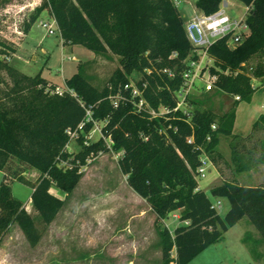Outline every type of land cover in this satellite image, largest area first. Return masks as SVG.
Wrapping results in <instances>:
<instances>
[{
    "label": "trees",
    "instance_id": "obj_1",
    "mask_svg": "<svg viewBox=\"0 0 264 264\" xmlns=\"http://www.w3.org/2000/svg\"><path fill=\"white\" fill-rule=\"evenodd\" d=\"M222 1L196 0L195 4L205 14H211ZM240 1L249 7L250 36L235 49L228 47L226 39L209 48L216 60V66L211 68L218 75L215 89L234 98L239 96L235 102L251 100L256 90L254 78L264 83V0ZM47 8L56 20L63 44L83 45L95 54L110 51L119 57L121 67L98 89L79 65L78 72L65 80L66 88L58 93V86L41 72L31 76L0 59V170L4 173L0 183V244L15 223L32 245L43 236L24 202L14 196L13 181L32 188V204L49 225L66 199L52 188L72 193L88 159L109 149L121 152L119 166L128 184L156 214L162 264H189L244 217L264 237L263 186L224 181L212 187V197L226 198L230 203L224 216L198 188L196 170L200 158L207 154L216 161L215 153L222 158L217 151L219 136L232 134L236 105L225 116L200 107L188 112L173 110L178 102L176 91L183 84L182 72L191 56L197 58L192 55L184 18L174 0H43L29 16L26 32ZM254 57H259V62L249 72L245 64ZM2 71L11 77L12 85L2 77ZM135 72L142 74L137 85L150 106L156 111L167 107L171 109L169 113L137 114L131 102L114 107L112 98ZM89 107L95 119L106 120L103 132L110 143L100 138L85 145L84 134L93 127V122H87L78 139L80 150L72 153L67 149V130L85 121ZM191 136L193 142L188 140ZM29 168L38 170L35 179L27 177ZM177 210L181 220L190 223L171 233L162 222Z\"/></svg>",
    "mask_w": 264,
    "mask_h": 264
},
{
    "label": "rangeland",
    "instance_id": "obj_2",
    "mask_svg": "<svg viewBox=\"0 0 264 264\" xmlns=\"http://www.w3.org/2000/svg\"><path fill=\"white\" fill-rule=\"evenodd\" d=\"M174 2L184 20L191 18L196 0ZM42 3L43 0H0V51L5 50L9 54L10 59L6 61L31 76L41 72L62 90L66 88L65 80L78 72L81 65L83 75L95 87L102 89L121 67L119 57L110 51L95 54L83 45L63 44L58 25L50 34L41 24L53 22L48 8L26 32L29 16ZM221 6L235 17L244 15L247 9L240 0H223ZM258 62L259 57H254L245 67L250 72ZM1 75L12 85L7 72L2 71ZM141 77V73L135 72L130 80L137 83ZM258 83L256 78L254 84L257 87ZM191 99L197 103L188 99L182 109L192 111L200 107L219 116H225L234 105L237 107L244 101L235 102L232 95L217 89L197 91ZM259 120V124L264 123V119ZM257 122L247 128L240 123L235 128L234 119L232 134H220L217 151L222 158L217 153L214 154L216 161L209 157L212 164L207 175L198 181L211 199L210 189L224 181L264 187V128L258 127ZM103 124L104 120L98 121L93 139L100 136ZM214 126L216 124L213 129ZM79 150L80 144L71 141L68 151L75 153ZM120 155L121 152L109 149L88 159L82 167V178L69 195L53 187L55 194L66 199L49 225L41 220L33 204L28 203L32 188L13 181L14 196L25 202L26 209L43 230V236L39 243L32 245L19 225L13 224L0 244V264H162L161 239L154 213L148 202L128 184L127 175L119 166ZM26 175L35 179L39 172L29 168ZM221 200L219 213L224 216L230 203L226 198ZM175 214L181 215L180 210L171 212L162 222L171 233L183 224ZM172 254L175 255L174 250ZM191 263L264 264V237L254 223L244 217Z\"/></svg>",
    "mask_w": 264,
    "mask_h": 264
},
{
    "label": "built area",
    "instance_id": "obj_3",
    "mask_svg": "<svg viewBox=\"0 0 264 264\" xmlns=\"http://www.w3.org/2000/svg\"><path fill=\"white\" fill-rule=\"evenodd\" d=\"M247 6L244 15L235 17L230 15L228 11L220 6V8L211 14H205L197 7L193 10V15L188 20H184L185 30L190 43L193 46L192 55H196L197 58L192 56L188 59V66L182 72L183 84L181 88L176 91L178 102L174 111L182 109L183 105L188 99L197 91L210 92L216 88L217 74L211 72V68L215 67L216 60L209 53V48L220 39H226V43L229 48L235 49L242 44L251 34L250 26L247 22ZM48 33L52 34L55 31L57 25L56 20L53 19L52 23H43ZM0 59H10L9 54H0ZM165 71H167L165 69ZM168 72V71H167ZM170 76H175L173 72H169ZM125 92H128L130 96H127ZM56 92L62 93L63 90L57 87ZM240 99L239 96L235 97ZM113 105L118 108L123 102H131L134 107V112L140 114L144 111L148 112L152 116L164 115L171 111L167 107H161L159 111L153 109L143 94V90L137 85V83L130 80V82L124 85V88L119 90L117 94L112 98ZM185 112H188L182 109ZM98 119L93 116L92 107L87 109V116L85 121L81 122L76 129H68L67 133L70 135V142L67 145V149L71 141L78 142L80 135L84 132V127L87 122H93L92 129L84 134L83 143L89 145L90 143L104 138L108 143V139L103 132V125L107 122L104 121L100 130V136L97 139H93L94 133L97 130ZM215 128V126H214ZM189 142H193V136L189 137ZM110 147V144L108 145ZM212 164L211 159L207 154H203L200 158V164L196 170V178L199 181L201 178L206 177L208 169ZM201 189L200 186H198ZM222 198L213 197L212 207L219 213V209L222 207ZM176 218L181 220V215L175 214ZM183 224H189V220H181Z\"/></svg>",
    "mask_w": 264,
    "mask_h": 264
},
{
    "label": "crops",
    "instance_id": "obj_4",
    "mask_svg": "<svg viewBox=\"0 0 264 264\" xmlns=\"http://www.w3.org/2000/svg\"><path fill=\"white\" fill-rule=\"evenodd\" d=\"M257 79H259V83H258L259 87H257V85L254 84V80H256V78H254L253 79V85L256 87V90L253 93L251 100L248 102L247 101H241V102H239V105L236 107V118H235V125H234L235 128L240 123L245 128H247V126L253 125L256 121H258L257 122L258 127L261 128V126H263V128H264V123L259 124V122H260L259 119H262V120L264 119V83L262 82L261 78H257ZM3 176H4V173L2 170H0V183L3 179ZM28 203L32 204L31 198H30V201ZM24 204H25V202H24ZM150 208H151V206H150ZM154 216L156 219L155 213H154ZM191 262L189 264H193Z\"/></svg>",
    "mask_w": 264,
    "mask_h": 264
}]
</instances>
